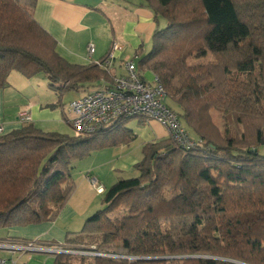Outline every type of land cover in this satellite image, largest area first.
<instances>
[{"label": "trees", "instance_id": "obj_1", "mask_svg": "<svg viewBox=\"0 0 264 264\" xmlns=\"http://www.w3.org/2000/svg\"><path fill=\"white\" fill-rule=\"evenodd\" d=\"M36 1L0 0V88L12 70L44 74L58 94L111 81L97 63L72 64L56 52L33 16ZM142 1L166 24L137 67L158 76L166 105L200 142L144 143L138 174L104 190L101 208L65 236L69 246L107 255L72 261L58 253L54 264H264V0ZM206 53L213 61L187 62ZM213 111L223 113V130ZM131 118L90 135L29 122L0 134V228L53 222L75 189L73 162L129 145Z\"/></svg>", "mask_w": 264, "mask_h": 264}, {"label": "crops", "instance_id": "obj_2", "mask_svg": "<svg viewBox=\"0 0 264 264\" xmlns=\"http://www.w3.org/2000/svg\"><path fill=\"white\" fill-rule=\"evenodd\" d=\"M33 16L37 23L55 39L56 52L72 64L97 63L116 44L119 48L114 50V58L107 70L112 79L125 73V62L134 61L132 58L123 60L122 56L115 59V53L123 55L129 46L134 47V51H136L143 41L149 40L156 28L164 27L166 24L162 18L155 20L153 11L142 0H37ZM89 44L94 47L91 55L87 51ZM116 61H119L118 67H116ZM24 80L22 82L25 86L23 89H21L23 86H13L8 80L6 86L0 88L1 134L19 129L28 123L18 119L20 111H27L31 117L29 123L43 131H49L50 125L59 121L61 113L65 111L62 109L60 112L61 109L59 111L56 108L57 105L54 103L53 97H42L36 89L33 79ZM44 80L47 82L45 76ZM84 92L80 91V95ZM138 119L142 125L141 131H139L142 138L140 148L144 143L167 138L165 129L157 122L140 117ZM136 136L139 137V134ZM124 148L126 147L121 145L117 149L121 151L118 154L116 148L107 149L111 157L110 161L116 159L120 161L117 163L114 161L113 165L116 166H112V169L107 172L111 173V179L108 178L109 175L105 176L103 164L92 166L91 170L81 178L80 185H76L53 222L24 226L19 231L11 232L14 233L11 235L27 238L10 236L4 243L16 244L27 240H36L44 245L67 246L65 243L66 233L77 232L76 229H79L85 219L97 209L91 214L90 211L98 207L95 204V197L98 194L91 187L86 176L91 174L97 177L106 190L109 183L115 181L114 179L119 177V173L124 172L121 167H134L141 160L142 155L140 158H131L129 150L125 151ZM84 187L87 188L85 189L86 193L81 191V188ZM79 198H83L84 203H81ZM0 249L12 251L3 258L15 259L22 264H54L53 254L49 252ZM42 253H45L46 256L41 255Z\"/></svg>", "mask_w": 264, "mask_h": 264}, {"label": "built area", "instance_id": "obj_3", "mask_svg": "<svg viewBox=\"0 0 264 264\" xmlns=\"http://www.w3.org/2000/svg\"><path fill=\"white\" fill-rule=\"evenodd\" d=\"M119 47L114 44L103 61L97 64L105 70L111 66L114 50ZM91 55L94 51L92 44L87 46ZM125 73L113 77L111 81L101 80L98 85L85 91L79 97L71 100L66 108V121L78 135H90L98 129L108 126L120 117H140L152 120L161 125L167 137L182 149H189L200 142L193 138L181 123L179 117L165 103V92L157 75L153 74L151 81H147L139 71L134 61L124 64ZM18 119L29 122L31 117L27 111H20ZM2 127L0 126V134ZM87 180L96 193L104 192L103 185L97 177L88 174ZM0 248L21 251H40L51 254L66 253L76 256L92 258L106 256L95 246L74 247L69 245H44L36 240L21 243L0 242ZM0 264H22L15 259L0 257Z\"/></svg>", "mask_w": 264, "mask_h": 264}, {"label": "rangeland", "instance_id": "obj_4", "mask_svg": "<svg viewBox=\"0 0 264 264\" xmlns=\"http://www.w3.org/2000/svg\"><path fill=\"white\" fill-rule=\"evenodd\" d=\"M151 44H152V35L149 38V40L143 41L141 43V45H139L137 47V50L138 49L140 50L139 53H137V50L134 51L135 50L134 47L131 48L129 46V47H127L126 52L123 55L118 54V52H116L115 53V59H118L121 56H122L121 58L123 60H125V58H132L134 60V62L136 63V65L138 66V62H139L141 56L150 50ZM211 61H213V56L210 53H206L203 56L195 55V56L189 58L187 62L189 64H196V63H207V62H211ZM118 66H119V61H116V67H118ZM139 70L141 71L143 77L147 81L152 80L153 73L150 70H147L145 68H140ZM116 71L119 74L118 69H116ZM24 79H33L32 81L35 82L36 89L41 93L42 97H44V96H45V98L53 97L54 103L57 105L56 108H58L59 111L61 109L60 112H62V109L66 108L67 104L71 100H73L74 98H76L77 96L80 95V92H76V91H68V92H63L61 94H58V93L52 91L51 89L48 88L47 82L44 80V74H37V75L31 76V77H26V76L22 75L21 73L12 70L9 73L8 78H7L8 82L9 83L11 82L10 84H13V86L17 85L19 87L23 86L22 82L25 81ZM25 83L28 84V82H25ZM24 87L25 86L21 87V89H23ZM212 117H213L215 123L220 127V129L223 130V128L225 127L224 126L225 120L223 118V113L220 111H213ZM139 120L140 119H138V117H134V118H131L127 122V127L132 129L135 134H139V137L136 136L135 139L129 143V146L124 145L126 147V148H124V150L125 151L129 150V152L132 156L131 158H136V157L140 158L142 155L141 148L139 147L141 140H142L141 135H140L141 132H139V131H141L140 129H141L142 125L139 123ZM49 128H51L49 130L51 132H58L60 134H65L67 136L76 135L74 130L71 128V126L66 121L65 111L63 113H61L60 120L55 122V123H52ZM112 148H116V150H117L118 148H120V146H115V147H110V148L106 147V148L98 149V150L92 151L88 156H86L80 160L74 161L72 164L73 167L71 168L70 173H71V175L75 181V184L78 185L80 183L81 178L86 174L87 171L91 170L92 166L99 165V164L104 165L105 176L109 175L108 178L111 179V173H107V172L112 169V166H116V165H113L114 161H115V163L120 162L117 159L110 161L111 157L109 155V150H107V149H112ZM260 151L264 152V147H260ZM120 152L121 151H118L117 154ZM121 168L124 172L119 173L118 174L119 177L114 179L115 181L120 179V178L134 177L138 174L137 170H135L134 167L128 166V167H121ZM115 181H113L112 183H109V185L106 187V189L109 188ZM85 189H87V188H85V187L81 188V191L83 193H86ZM103 195H104V193L98 194V196L95 197V204H97L98 207L94 208L93 211H90V214L92 212H94L96 209L101 208V200L103 198ZM85 199H86V197H85ZM78 200H80L81 203H84V201H85L83 198H79ZM45 223H47V222H45ZM40 224H42V223H40ZM40 224H38V225H40ZM81 226L79 227V229L81 228ZM21 228L22 227H17V226L16 227H9V228H0V241H2V242L6 241L8 239V237H10V236L27 238V237L20 236V235L19 236L11 235V234H14L11 232L19 231ZM79 229H76V230L78 231ZM81 236L82 237H80V238L82 240L90 241V242L91 241L94 242L98 238L97 235H85V236L81 235ZM9 252L11 253L12 251L0 249V257L1 256L6 257V254H10ZM41 255L46 256L45 253H42ZM71 259H72V261H78L80 259V257L73 255ZM85 259L87 260V258H85Z\"/></svg>", "mask_w": 264, "mask_h": 264}, {"label": "water", "instance_id": "obj_5", "mask_svg": "<svg viewBox=\"0 0 264 264\" xmlns=\"http://www.w3.org/2000/svg\"><path fill=\"white\" fill-rule=\"evenodd\" d=\"M255 151V149H253Z\"/></svg>", "mask_w": 264, "mask_h": 264}]
</instances>
